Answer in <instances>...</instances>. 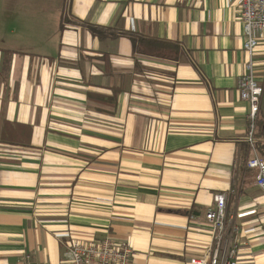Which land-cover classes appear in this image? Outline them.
Returning a JSON list of instances; mask_svg holds the SVG:
<instances>
[{
  "label": "crops",
  "instance_id": "crops-1",
  "mask_svg": "<svg viewBox=\"0 0 264 264\" xmlns=\"http://www.w3.org/2000/svg\"><path fill=\"white\" fill-rule=\"evenodd\" d=\"M91 27L174 42L180 58ZM244 40L236 0H0V264H69L73 243L106 237L133 264H188L212 244L220 193L234 264H264ZM255 61L264 95V36Z\"/></svg>",
  "mask_w": 264,
  "mask_h": 264
},
{
  "label": "built area",
  "instance_id": "built-area-1",
  "mask_svg": "<svg viewBox=\"0 0 264 264\" xmlns=\"http://www.w3.org/2000/svg\"><path fill=\"white\" fill-rule=\"evenodd\" d=\"M240 8L244 29V51L248 55L245 72L240 77L238 89L241 100L249 104L248 143L255 148L260 102L263 89L257 80L256 56L260 40L264 36V0H236ZM247 167L257 171L256 184L264 192V159L254 155L247 162ZM211 229L212 244L207 253L190 258L188 264H234L238 247L233 245L227 234V195L216 194L213 206L205 214ZM135 250L128 242L115 241L110 237L93 243L75 242L65 251L69 264H133ZM26 264H40L26 256Z\"/></svg>",
  "mask_w": 264,
  "mask_h": 264
},
{
  "label": "trees",
  "instance_id": "trees-1",
  "mask_svg": "<svg viewBox=\"0 0 264 264\" xmlns=\"http://www.w3.org/2000/svg\"><path fill=\"white\" fill-rule=\"evenodd\" d=\"M91 30L94 35L102 39L113 38L118 36L128 37L132 41L136 53L145 54L163 60H176L180 58V46L171 41L160 40L157 38L146 37L132 33H118L105 28L99 29L91 27ZM258 125L259 120L257 122V130L260 132L261 135H264V126L261 124L258 128Z\"/></svg>",
  "mask_w": 264,
  "mask_h": 264
},
{
  "label": "rangeland",
  "instance_id": "rangeland-1",
  "mask_svg": "<svg viewBox=\"0 0 264 264\" xmlns=\"http://www.w3.org/2000/svg\"><path fill=\"white\" fill-rule=\"evenodd\" d=\"M156 59H158V58H156ZM262 100H263V102H264V95H263V97L261 98ZM262 157V156H261ZM263 158V157H262ZM264 159V158H263Z\"/></svg>",
  "mask_w": 264,
  "mask_h": 264
}]
</instances>
